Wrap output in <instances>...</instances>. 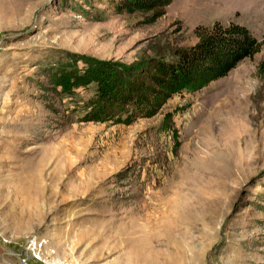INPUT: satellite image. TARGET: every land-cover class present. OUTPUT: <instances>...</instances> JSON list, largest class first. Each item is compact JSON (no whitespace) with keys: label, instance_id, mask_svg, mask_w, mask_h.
<instances>
[{"label":"rangeland","instance_id":"1","mask_svg":"<svg viewBox=\"0 0 264 264\" xmlns=\"http://www.w3.org/2000/svg\"><path fill=\"white\" fill-rule=\"evenodd\" d=\"M0 0V264H264V0ZM242 24L252 57L130 124L80 121L83 59L137 62ZM171 112L173 131H161Z\"/></svg>","mask_w":264,"mask_h":264},{"label":"trees","instance_id":"2","mask_svg":"<svg viewBox=\"0 0 264 264\" xmlns=\"http://www.w3.org/2000/svg\"><path fill=\"white\" fill-rule=\"evenodd\" d=\"M170 2L115 0L114 8L117 12H150L153 21ZM193 31L196 41L174 49L170 56L153 55L132 63L86 58L80 67L59 69L53 74V83L64 93L93 86L80 121L127 125L153 116L172 95L197 91L223 77L260 46L246 26L233 21L214 20ZM256 73L264 82L263 61L256 65ZM171 123V112H165L159 129L174 132Z\"/></svg>","mask_w":264,"mask_h":264}]
</instances>
